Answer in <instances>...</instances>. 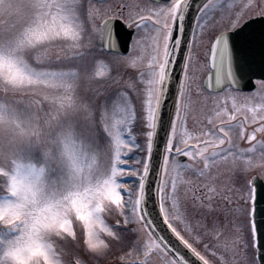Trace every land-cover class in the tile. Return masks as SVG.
I'll return each mask as SVG.
<instances>
[{"label":"snow or ice","instance_id":"1","mask_svg":"<svg viewBox=\"0 0 264 264\" xmlns=\"http://www.w3.org/2000/svg\"><path fill=\"white\" fill-rule=\"evenodd\" d=\"M192 9L193 0H119L114 9L93 0H0V264H113V251L117 264H190L160 222L201 264H215L194 246L205 240L219 264H230L221 249L233 261L242 252L244 264H264L248 175L254 164L264 169V79L242 103L231 93L213 99L194 87L191 42L182 52L194 22L193 41L197 29L201 37L213 33L207 87L213 76L238 86L237 70L264 77V24L245 21H264V0H199ZM122 26L135 33L128 36L134 49L150 41L146 64L132 53L100 59L94 36L118 50ZM51 48L64 55L53 60ZM177 54L182 76L173 92ZM128 68L140 71L121 84ZM161 143L151 214L148 181ZM134 148L142 166L127 169L122 160ZM221 165L229 172L224 185L217 183ZM189 171L204 181L194 185L184 178ZM126 172L138 177L135 192L122 184ZM240 180L252 203L233 207Z\"/></svg>","mask_w":264,"mask_h":264},{"label":"rangeland","instance_id":"2","mask_svg":"<svg viewBox=\"0 0 264 264\" xmlns=\"http://www.w3.org/2000/svg\"><path fill=\"white\" fill-rule=\"evenodd\" d=\"M94 3L97 4L98 7L101 8H106L109 6H112L115 2L114 0H108V1H102V2H95ZM150 2L155 3V1L150 0ZM225 3L228 2V0H224ZM249 17H245V20L248 19ZM212 31L211 30H207L204 34L203 37H201L199 30L197 29V35H196V39L193 41L192 40V52H193V58H192V68L193 71L195 72V76L196 79L194 81V87L195 86H199L200 89L202 90V92L204 93V95L209 96L210 98L213 99H222L225 96H227L229 93H231L232 95L237 97V101L238 103H242L243 102V98L244 97H248L251 96L253 93H255L257 91V89L259 88V85L257 84V87L254 90L251 91H241V90H236L233 89L231 87L225 89L222 92H211L209 90H207L204 87V79L206 77V75L208 74L209 70H210V65H209V55H210V46H211V38H212ZM135 36V35H134ZM94 44L96 46V51L98 53H102L103 55L100 57L101 60H105V63H107V58L108 57H112V56H126L129 53L132 54H138V55H142L143 56V64H146L147 60L150 58L151 56V44L150 41L145 40L142 44V51L140 49H134L131 45V49L127 54H121V53H116V52H107L105 51L101 46H100V39H99V35H95L94 36ZM49 54L52 56L53 60H55V57L57 55L63 56L64 53L62 51H60L58 48H51L48 50ZM97 71H101V72H106L107 69L104 66L101 65H97ZM140 71V69H132V68H128L125 73H124V80L121 81V84L124 83L125 80H127L128 74L131 73L133 76H135V74ZM98 79H103V77H98ZM231 100H228V104L229 107L231 109ZM250 114V113H249ZM238 119H241L242 116L240 114H238ZM252 126L249 125V128H251ZM137 142H141V141H137ZM248 146V142L245 140L243 142H241V147H247ZM143 155V153L139 152L137 149H132L129 152L125 153V157L122 160V164H124L126 166L127 169H134L136 167H141L142 165H138L136 163L138 157H141ZM259 156V150L257 151L256 155L254 156V160L258 159ZM180 159V158H179ZM181 160V159H180ZM185 160H187V158L185 157ZM182 160V161H185ZM227 166L226 165H221L220 168L218 169L219 171V175L217 176V183L220 185H224L225 183H227V179L229 176V172L226 170ZM216 171V170H214ZM259 174V176H261L264 179V172L263 169L261 167H259L258 165L254 164L253 168L250 170L249 172V178L251 177V174ZM184 178L185 179H191L194 185L199 186V184H201L204 181L203 177H197L195 176L192 172H187L184 174ZM122 180V184L125 187V190L127 189H132L133 192H135L136 190V185L138 182V177L134 174H130L129 172H126L124 174L123 177H121ZM242 184L243 181L240 180L238 183L235 184L232 193H231V199L232 201L238 199V200H244L247 197V189L243 188L242 189ZM186 187L185 185H181V189L183 190V188ZM106 221L109 224L114 223V218L113 216H107L106 217ZM175 226V225H174ZM79 225H77V228L79 230ZM184 227V225H183ZM179 230V229H178ZM182 235H185V231H181ZM102 238H107V234H102ZM211 239V238H209ZM221 239H223V237H221ZM208 241V240H205ZM213 242H215L213 240ZM204 242L199 243V245H202ZM207 243V242H206ZM198 244L194 245L195 247H198L197 250L201 251V254L206 256L208 259L213 260L215 262V264H219V258L218 257H214L211 255V253L205 251L204 248H201ZM228 252V251H227ZM231 253V252H230ZM221 255H224L226 259H228L230 261V263H234L235 261H233V256L230 254H224V253H220ZM118 253L113 251V253L108 257L109 261H112L113 264H117L116 262V257H117ZM243 254H241V258H238L239 260V264H244V260L242 258Z\"/></svg>","mask_w":264,"mask_h":264},{"label":"water","instance_id":"3","mask_svg":"<svg viewBox=\"0 0 264 264\" xmlns=\"http://www.w3.org/2000/svg\"><path fill=\"white\" fill-rule=\"evenodd\" d=\"M198 2H199V0H193V9H192L193 13H195V4ZM246 22L251 23L254 27H257V28L261 24H264V21L260 20L259 17L251 18V19L247 20ZM118 25H122V21H118ZM194 26H195L194 22L190 25H186V30H185V34H184L185 35V45H184V48H182V52L186 51L188 43L191 42V34H192V30H193ZM129 33H132V35H133V31L131 29H128L126 26L119 27V30L117 31V34L115 37V40H116L117 45H118V50H111V51L127 53L129 51L130 43H131V40L128 39ZM125 42H127V49L125 47ZM103 46L105 47L106 50L110 51L108 49V47H106L105 45H103ZM254 58H255V61L257 63V66H258L259 61H260V52H259L258 47H257V50L255 52ZM174 60H175V63H174L173 69H172L174 82H173V85L171 88V90L173 92L175 91V80L182 76V71H181L182 64H183L182 54H177V56L174 57ZM213 71L214 70L212 69L209 72V74L212 73ZM209 74L207 75V77L209 76ZM237 77L239 80V85L233 86L237 89L254 88L255 87V79H264V77L260 76L258 73L256 75H252L250 78L247 75L240 76L239 70H237ZM205 86H206V84H205ZM226 87L227 86H225L224 84H217L215 82L214 76H213V80H212V87L209 88L206 86V88H208L211 91H220ZM172 109H173V105H172V100H171V95H170L169 99L165 105V114L170 113L172 111ZM162 152H163V145L161 143L159 149L154 154L153 159L156 163V167L150 173L149 181H148L149 187L153 190V195L151 196V198L148 201V208H149L151 214H155V210H156L155 203H154V201H155L154 193H155V184L157 182L159 172H160L159 165L161 163ZM253 181H254L255 188H256L255 220L258 224L260 236H261V238H264V180H262L258 176H255L253 178ZM160 228L165 229V232L167 233L166 239L171 237L170 242L172 243L173 247H175L176 250L178 252H180L181 255H184L185 258L190 261V264H201L199 259L197 257H195L190 252V250L186 249V247L182 245V243L178 240L177 237H175L173 234H171L170 230L167 229L166 226L162 222H160ZM165 232H162L161 234H165Z\"/></svg>","mask_w":264,"mask_h":264},{"label":"flooded vegetation","instance_id":"4","mask_svg":"<svg viewBox=\"0 0 264 264\" xmlns=\"http://www.w3.org/2000/svg\"><path fill=\"white\" fill-rule=\"evenodd\" d=\"M114 4L111 6L113 9L115 8L116 4L119 2V0H114Z\"/></svg>","mask_w":264,"mask_h":264}]
</instances>
